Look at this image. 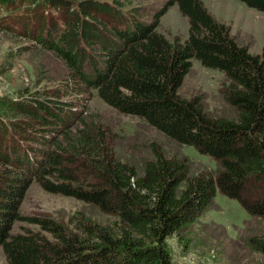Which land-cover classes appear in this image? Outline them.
I'll return each mask as SVG.
<instances>
[{
  "label": "trees",
  "instance_id": "obj_1",
  "mask_svg": "<svg viewBox=\"0 0 264 264\" xmlns=\"http://www.w3.org/2000/svg\"><path fill=\"white\" fill-rule=\"evenodd\" d=\"M132 1L0 0V33L59 57L71 74L66 92L95 89L119 113L217 166L191 173L188 159L152 144V157L138 171L115 156L97 116L77 115L53 90L0 97V246L8 264H175L166 238L194 222L217 190L264 217V46L249 52L202 0H163L158 8ZM239 1L264 12V0ZM172 5L188 20L183 40L157 29ZM192 59L223 73L220 94L233 116H210L199 96L178 94ZM33 180L121 224L113 229L78 212L69 223L22 214ZM17 220L39 229L13 232ZM248 241L264 253V235Z\"/></svg>",
  "mask_w": 264,
  "mask_h": 264
},
{
  "label": "rangeland",
  "instance_id": "obj_2",
  "mask_svg": "<svg viewBox=\"0 0 264 264\" xmlns=\"http://www.w3.org/2000/svg\"><path fill=\"white\" fill-rule=\"evenodd\" d=\"M202 2L216 20L228 26L237 43L247 45L251 53L261 51L264 46V12L239 0ZM162 3L163 0L132 1L134 5L153 8ZM157 29L170 40H183L188 34V20L176 5H172L160 17ZM19 46L23 47L20 53ZM191 65L178 94L185 98L199 96L210 116H233V109L220 94L225 81L223 73L203 67L195 59L191 60ZM70 76L64 62L51 51L0 33V97L18 98L37 89L53 90L60 95L59 100L72 104L77 115L97 116L110 135L115 156L134 164L138 171L144 161L152 157V144L160 147L166 156L188 159L191 173L216 168L214 159L200 154L193 147L176 142L136 116L119 113L103 102L95 89L81 90L79 86H73L70 92H66L63 86ZM20 212L50 215L65 223H69L70 216L78 212L113 229L116 222L121 224L115 216L101 211L96 205L48 192L36 180L27 188ZM25 229L38 230L39 226L27 220H17L11 231ZM255 234L264 235V217L251 216L236 198L217 190L213 204L194 222L168 236L166 241L175 264H264V253L256 251L248 241ZM0 264H8L1 246Z\"/></svg>",
  "mask_w": 264,
  "mask_h": 264
}]
</instances>
